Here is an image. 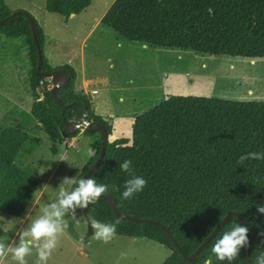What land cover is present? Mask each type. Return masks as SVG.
Instances as JSON below:
<instances>
[{
    "label": "trees",
    "instance_id": "trees-1",
    "mask_svg": "<svg viewBox=\"0 0 264 264\" xmlns=\"http://www.w3.org/2000/svg\"><path fill=\"white\" fill-rule=\"evenodd\" d=\"M89 5L90 0H44L48 13L65 20ZM6 18L0 24V35L21 40L27 48L33 98L28 113L14 107L0 122V212L19 218L38 187L34 175L17 163L19 156L30 154L39 145L29 131L39 125L53 143L71 139L79 131L68 134L65 122L85 113L88 121L104 124L108 136L112 128L93 114L87 97L76 91L75 70L69 65L52 68L48 64L43 51L45 35L37 21L26 11L10 10L5 0H0V20ZM30 19L42 55L39 71L58 70L69 78L65 87L55 91L64 105L71 104L68 109L62 110L55 102L52 88L43 97L37 92L46 78L38 75ZM100 22L120 38L144 46L209 57L264 60V0H114ZM100 142L77 179L94 164ZM247 152H264V100L169 95L134 119L131 139L107 144L101 164L90 177L110 186L104 194L114 200L119 212L168 229L181 252L155 224L117 218L106 198L85 208V219L91 216L103 223L119 220L116 236L145 239L170 252L162 264H204L214 255L211 248L215 241L234 223L242 225L236 216L229 217L194 260H186L182 253L191 255L226 215L237 212L247 222L248 252L254 262L264 252V235L260 234L264 233V214L257 212V205L264 204V160H246L238 165L239 156ZM126 159L147 184L142 192L123 200L121 193L128 176L119 165ZM113 184L119 192L111 190ZM86 223L91 229L87 219ZM213 264L249 263L242 248L236 260L221 262L215 258Z\"/></svg>",
    "mask_w": 264,
    "mask_h": 264
},
{
    "label": "rangeland",
    "instance_id": "rangeland-1",
    "mask_svg": "<svg viewBox=\"0 0 264 264\" xmlns=\"http://www.w3.org/2000/svg\"><path fill=\"white\" fill-rule=\"evenodd\" d=\"M113 1L91 0V5L84 12L71 16L67 22L62 16L47 13L44 0L5 1L9 9L28 12L42 27L44 56L52 68L69 65L77 75L75 84L81 86L83 75L91 81L89 90L97 89L95 98L91 97L98 105L99 116L112 128L110 142L131 139L134 119L169 95L233 101L264 100V60L209 57L126 41L100 24L99 17L106 13ZM27 53L21 40L0 35V85L3 77L14 78L13 84L4 82V85L11 88L10 92L22 108L30 110L33 98L28 83L30 65ZM51 88L53 80L46 78L37 92L43 97L44 92ZM109 113H113L115 119L109 120ZM76 131H79L76 137L65 138L58 143H53L39 125L28 132L39 141V145L30 154L19 156L17 163L38 181V189L33 196L38 198L37 205L33 206L26 219L0 212V217L4 218L0 221V241L8 244L17 240V231L39 215L45 204L56 198L62 178L77 179L94 156L88 157L87 151L92 149L95 153L100 134L87 136L83 129ZM63 153L68 154V160L57 161ZM32 201L33 198L30 203ZM76 214L77 217H85L84 209H77ZM66 220L68 227L47 264H162L170 254L161 245L145 239L115 235L110 242L103 243L93 238V230L85 218L79 224L67 216ZM36 259L35 250L26 257L28 264H35ZM8 260H11L10 256ZM211 260L213 264L214 255Z\"/></svg>",
    "mask_w": 264,
    "mask_h": 264
},
{
    "label": "clouds",
    "instance_id": "clouds-1",
    "mask_svg": "<svg viewBox=\"0 0 264 264\" xmlns=\"http://www.w3.org/2000/svg\"><path fill=\"white\" fill-rule=\"evenodd\" d=\"M95 155L92 149L87 151V156ZM68 154L63 153L57 161H67ZM246 160H264V152H247L239 156L238 165H243ZM122 172L126 173L128 179L123 184L121 199H131L135 194L143 191L147 181L136 175L131 160H124L119 165ZM74 186V187H73ZM109 185L98 184L92 177L76 179L74 177L62 178L58 185L56 198L45 204L40 209V214L31 219L30 223L17 231L18 239L6 244L0 241V264H28L26 257L33 253L37 257L35 264H47L52 252L56 249L59 238L65 233L68 227L66 216L70 217L77 224L84 216L77 217V209H85L95 204L102 194L109 191ZM111 190L119 192L120 188L113 184ZM257 212L264 214V204L257 205ZM88 224L93 230V238L103 243L110 242L116 235L117 224L103 223L97 219L87 216ZM4 218L0 217V221ZM249 229L240 223H234L230 230L225 231L217 239L211 248L212 254L218 261L232 262L239 256L240 250L249 245ZM264 235V233H260ZM11 260H8V257ZM204 264H212L211 258L206 259ZM254 264H264V252H261L254 261Z\"/></svg>",
    "mask_w": 264,
    "mask_h": 264
},
{
    "label": "water",
    "instance_id": "water-1",
    "mask_svg": "<svg viewBox=\"0 0 264 264\" xmlns=\"http://www.w3.org/2000/svg\"><path fill=\"white\" fill-rule=\"evenodd\" d=\"M7 19L6 18L4 20H0V24L4 23ZM30 27H31V31H32V37L34 40V45L36 48V52H37V70H38V75L44 78H50L53 80V88L51 90V95L52 98L55 100V102L61 107L62 110L68 109L71 104H67L64 105L59 99L58 97L55 95V91L58 88H63L66 86V84L69 81V78L61 71L58 70H54V71H42L40 72V67L42 65V55H41V50H40V45L37 39V35H36V30H35V26L33 23V20L30 19ZM85 108V107H83ZM65 127H66V131L68 134H73L77 129H83V131H88L89 133H99L100 137H101V142H100V150H99V154L97 159L95 160L94 164L89 168V170L82 175L81 178H86V177H90V175L92 173H94V171L99 167V165L102 162L103 156L105 154V150L107 147V144L110 142L109 141V136L107 134L106 128L104 126V124L102 123H89L86 117V113L84 114V116H82L79 119H75L69 122H65ZM103 198H106L109 202V205L111 206L115 216L119 219L122 220H130V221H134V222H142V223H152L155 224L156 226L160 227L168 236V238L171 240V242L174 244V246L176 247V249L181 252V249L179 247V245L177 244V242L175 241V239L173 238V236L171 235V233L169 232L168 229H166L164 226H162L161 224L154 222L152 220L149 219H145V218H137L131 215H127L124 213L119 212L116 209L114 200L105 194H102ZM236 216L241 222H242V226H246L247 227V222L246 220L237 212H231L228 215H226L220 222L219 224L216 226V228L210 233V235L200 244V246L189 256L185 255L184 253H182L183 257L186 260L192 261L194 260L199 254L200 252L207 246V244L211 241V239L216 235V233L219 231V229H221V227L225 224V222L229 219L230 216ZM248 228V227H247ZM245 249V256H246V260L249 264H254V262L251 261L250 257H249V252H248V246Z\"/></svg>",
    "mask_w": 264,
    "mask_h": 264
},
{
    "label": "crops",
    "instance_id": "crops-1",
    "mask_svg": "<svg viewBox=\"0 0 264 264\" xmlns=\"http://www.w3.org/2000/svg\"><path fill=\"white\" fill-rule=\"evenodd\" d=\"M6 1V0H5ZM114 2V1H113ZM90 5H91V0H90ZM89 5V6H90ZM88 6V7H89ZM87 7V8H88ZM86 8V9H87ZM85 9V10H86ZM11 10V9H10ZM84 10V11H85ZM46 11V10H45ZM84 11H82V12H84ZM47 12V11H46ZM81 12V13H82ZM48 13V12H47ZM80 13V14H81ZM49 14H55V13H49ZM79 14V15H80ZM104 14L105 13H103L99 18V20L101 21V19H102V17L104 16ZM56 15H58V14H56ZM60 16V15H59ZM71 18V17H70ZM65 19V18H64ZM68 20H66V22H67ZM100 24H101V22H100ZM102 25V24H101ZM127 41V40H126ZM45 43V42H44ZM134 43V42H133ZM144 45V44H143ZM145 46H147V45H145ZM46 58V57H45ZM47 59V58H46ZM48 61V60H47ZM63 66V65H62ZM82 78H83V80H82V83H81V86H78V84L76 83L75 84V89H76V91L79 93V91H82L83 93H81V94H83V95H85L86 97H87V99H88V101H89V104H90V108H91V111L93 112V114H95V115H100V112H98L97 111V104H96V102H95V99H93V98H95V97H93V96H96L97 95V89L95 88V87H93V88H91L90 90H89V86H91V81L87 78H85V77H83V75H82ZM77 80V79H76ZM12 81H14V78L11 80L9 77H3V83H2V85H0V122L2 121V119L4 118V116L6 115V113L8 112V110L9 109H11L12 107H14V104H16V106L17 107H19L22 111H25V112H29L30 110H25L24 108H22L21 106H20V103H19V101L18 100H15L14 99V94H13V92H10V90L9 89H11V88H7V86L6 85H4V82H11L12 84H13V82ZM93 98H92V97ZM120 101L122 100V98H120L119 99ZM254 101H260V100H254ZM111 116V117H110ZM108 119L109 120H111V119H115V115L113 114V113H109L108 114ZM113 123V122H112ZM114 124V123H113ZM115 125V124H114ZM116 126V125H115ZM122 127H125L124 125L122 126ZM110 137V136H109ZM37 189H38V187H37ZM42 189H40V191H41ZM37 191V190H36ZM36 193V192H35ZM39 193V192H38ZM33 198V201L31 202V203H29L30 205H28L27 206V208H26V210H25V212L22 214V216L24 217V219H26L27 218V216L28 215H30V211L32 210V208H33V206H36L37 205V201H38V198H36V196H35V198L34 197H32ZM20 218V217H19ZM133 239V238H132Z\"/></svg>",
    "mask_w": 264,
    "mask_h": 264
},
{
    "label": "built area",
    "instance_id": "built-area-1",
    "mask_svg": "<svg viewBox=\"0 0 264 264\" xmlns=\"http://www.w3.org/2000/svg\"><path fill=\"white\" fill-rule=\"evenodd\" d=\"M111 117V116H110Z\"/></svg>",
    "mask_w": 264,
    "mask_h": 264
}]
</instances>
